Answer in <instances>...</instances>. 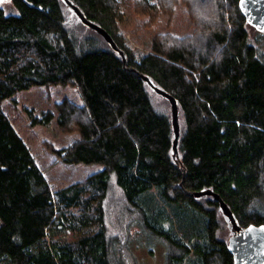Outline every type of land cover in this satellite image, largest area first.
Returning a JSON list of instances; mask_svg holds the SVG:
<instances>
[{
	"label": "trees",
	"instance_id": "obj_1",
	"mask_svg": "<svg viewBox=\"0 0 264 264\" xmlns=\"http://www.w3.org/2000/svg\"><path fill=\"white\" fill-rule=\"evenodd\" d=\"M69 1L126 63L63 0L0 9V264H116L105 227L112 175L143 212L153 213L142 195L157 190L160 207L147 225L168 246L166 264H235L219 201L195 194H217L244 228L264 225V54L240 0H133L145 29L179 3L195 28L158 34L143 53L123 31L121 0ZM146 79L177 102L176 153L172 103ZM39 85H72L83 101L56 105L61 131L80 138L63 149L47 143L49 151L102 167L57 190L2 109Z\"/></svg>",
	"mask_w": 264,
	"mask_h": 264
},
{
	"label": "rangeland",
	"instance_id": "obj_2",
	"mask_svg": "<svg viewBox=\"0 0 264 264\" xmlns=\"http://www.w3.org/2000/svg\"><path fill=\"white\" fill-rule=\"evenodd\" d=\"M12 0H0V9L8 13H17ZM123 4V31L137 53L149 50L152 40L158 34L170 33L177 37L191 35L194 25L187 9L182 3L172 16H162L159 23L145 29L143 21L136 17L133 0H121ZM157 1V0H152ZM251 43L260 54H264V32L253 31ZM76 105L83 104L78 89L72 85H39L29 90L16 93L11 99L2 103V109L12 125L23 138L36 163L43 171L53 190L66 187L85 177L101 171L99 165L67 164L49 151L47 143L56 149L67 148L80 138V134H64L57 123L56 105L63 101ZM55 112L56 117L49 124H41L46 112ZM146 200V207L153 213L143 212L140 208L126 201L123 190L117 184L114 175L110 181V193L106 200V223L111 239L112 258L116 264H166L168 246L153 235L148 228L149 216L156 213L160 207L157 190L153 189L143 194L141 200ZM141 207L140 203L138 204ZM165 228L170 224L165 221ZM94 228L93 231H99Z\"/></svg>",
	"mask_w": 264,
	"mask_h": 264
},
{
	"label": "water",
	"instance_id": "obj_3",
	"mask_svg": "<svg viewBox=\"0 0 264 264\" xmlns=\"http://www.w3.org/2000/svg\"><path fill=\"white\" fill-rule=\"evenodd\" d=\"M63 1L72 11L77 13L79 19L85 25L90 26L97 32L101 33L107 39L112 48L122 55L123 61L126 63V55L121 52L107 32L88 21L69 0ZM240 7L250 25L256 30L264 32V0H240ZM146 82L155 92L162 96H166L172 103L173 124L175 128L174 153H176L177 142L180 137L177 102L169 94L157 88L149 79H146ZM203 196H213L220 203V210L232 235L229 242V250L234 255L235 264H264V225H251L244 228L240 225L238 219L228 205L220 199L217 194L209 190H203L195 194L196 198H201Z\"/></svg>",
	"mask_w": 264,
	"mask_h": 264
}]
</instances>
